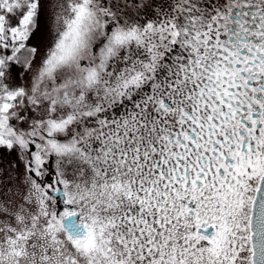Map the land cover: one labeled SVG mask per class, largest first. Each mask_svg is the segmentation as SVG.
I'll return each mask as SVG.
<instances>
[{
    "label": "snow or ice",
    "instance_id": "snow-or-ice-1",
    "mask_svg": "<svg viewBox=\"0 0 264 264\" xmlns=\"http://www.w3.org/2000/svg\"><path fill=\"white\" fill-rule=\"evenodd\" d=\"M0 264H264V0H0Z\"/></svg>",
    "mask_w": 264,
    "mask_h": 264
}]
</instances>
